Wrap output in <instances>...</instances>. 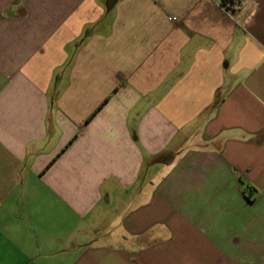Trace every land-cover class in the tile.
<instances>
[{
  "label": "crops",
  "instance_id": "1",
  "mask_svg": "<svg viewBox=\"0 0 264 264\" xmlns=\"http://www.w3.org/2000/svg\"><path fill=\"white\" fill-rule=\"evenodd\" d=\"M0 0V264H264V0Z\"/></svg>",
  "mask_w": 264,
  "mask_h": 264
},
{
  "label": "trees",
  "instance_id": "2",
  "mask_svg": "<svg viewBox=\"0 0 264 264\" xmlns=\"http://www.w3.org/2000/svg\"><path fill=\"white\" fill-rule=\"evenodd\" d=\"M229 2L231 3L230 5H228ZM224 4L228 5V8H233L236 5L234 0H224Z\"/></svg>",
  "mask_w": 264,
  "mask_h": 264
}]
</instances>
